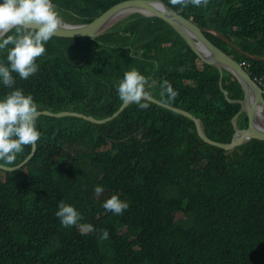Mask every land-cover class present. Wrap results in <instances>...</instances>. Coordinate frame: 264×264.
Returning a JSON list of instances; mask_svg holds the SVG:
<instances>
[{"label":"trees","instance_id":"trees-1","mask_svg":"<svg viewBox=\"0 0 264 264\" xmlns=\"http://www.w3.org/2000/svg\"><path fill=\"white\" fill-rule=\"evenodd\" d=\"M120 1L53 0L78 22ZM161 1L196 25L206 24L209 14L212 25L214 15L254 20L256 44L242 48L264 57V0H207L202 7L190 0ZM87 9L91 16L84 18ZM55 40L36 58V73L27 79L12 73V88L31 93L39 110L109 117L122 101L115 85L135 67L153 82V92L174 74L177 92L170 103L201 118L210 138L229 141L239 105L224 100L217 71L161 19L131 14L96 39ZM7 48L0 50L5 63ZM244 59L252 76H264V62ZM222 85H230L231 98L241 97L230 75ZM12 88L0 85V97ZM160 109L135 103L98 125L36 117L41 135L32 157L16 170H0V264H264V141L224 152L202 143L190 120ZM127 141L130 151L123 149ZM30 150L25 145L15 161L0 163L17 165ZM96 185L103 186V198L93 196ZM113 193L128 207L101 216L103 201ZM61 200L98 230L94 238L95 230L79 239L73 226L60 223L55 212ZM104 229L107 239L101 238Z\"/></svg>","mask_w":264,"mask_h":264},{"label":"clouds","instance_id":"clouds-1","mask_svg":"<svg viewBox=\"0 0 264 264\" xmlns=\"http://www.w3.org/2000/svg\"><path fill=\"white\" fill-rule=\"evenodd\" d=\"M190 2L197 7H202L206 5L207 0H190ZM155 6L159 7V4L157 3ZM169 7L172 8L171 6ZM172 9L175 10L177 13H179L176 9L174 8ZM106 10L102 11L100 14H98L93 19L87 22H78V20L75 19L74 21H71L67 11L65 10V7L63 5H56L53 2V0H0V50L6 49L9 44L13 45L11 48H7L6 56L4 57V60L7 61V63H5L4 61H0V85H3L7 88H12V85L15 83V77L13 76L12 73L18 74L20 79H27L29 75L36 73L39 67L38 63L36 62V58L42 56V54L45 53V44L47 45L50 42V40L52 39L55 40L57 38L63 37L60 35H55V33L58 30H61V27L85 26L93 22ZM132 14H140V13H132ZM179 14L182 15L181 13ZM130 15H125L115 20L103 32L96 34L92 38L90 37H79V38L96 39L102 33L106 32L107 29L113 27L115 24L126 19ZM90 16L91 13L89 12V9H87L86 13L84 14V18H88ZM146 16H150V15H146ZM214 17H215V22L213 25H212L213 15L211 14L206 15L207 18L206 24L203 25L195 24V25L198 26L199 28L204 29L202 30V32L206 40L211 42L214 46H216L221 51L225 52L228 56H230L232 59H234L236 62H238V64L249 74L251 79L256 84H258L264 91V76H256V75L252 76L249 71V62L244 58L249 60L262 61V62H264V60L247 57L244 54H248L250 56H256L260 58H264V57L250 54L246 52L247 50L242 48V46H245L247 43L256 44L260 30L256 29V34L253 35L251 31V27L255 24V21L252 20L248 23L242 17L240 19L236 16H232L229 14L214 15ZM64 19L68 20L69 22L65 21ZM256 25H260V20L256 19ZM55 42L57 41L55 40ZM238 56H241L243 58L238 59ZM196 58L203 65L211 67L217 71L219 76L218 87L223 95L224 100H226L230 104L236 103L239 105L240 108V101L242 100V91H241V97L231 98L229 95V93L232 94L230 85H226L225 87H223L222 85V80L224 76H226V74L230 75L234 80L235 78L228 71L223 70L220 79V74L215 67L206 65L197 56ZM173 78H174V74L171 75L169 80L163 77V82L161 81L158 83V84L161 83L160 87L159 88L157 87V90L153 92L152 91L153 82L149 81L148 77L142 74L137 68L132 67L126 70L123 73L122 78L115 85L117 94L119 98L122 100L119 107L121 106L122 103H127L122 109L124 110L128 105L134 107V104L138 103L139 107L141 108H144L149 105H155L161 108L160 110H158L159 112H163L164 109L173 111L172 108H178L190 113L192 116L200 120L202 124L203 132L205 133L207 138L221 144L229 143L233 135V127L231 124V120L234 117V115L238 113L239 108L237 112L233 114V116L230 119L232 132L229 141L222 142L212 139L206 134L201 118L197 117L196 115L185 109H182L180 107H175L170 103V100H173L177 92V86L173 83ZM238 90L241 89L237 88V91ZM223 91H226V93H223ZM141 101H144L145 104ZM37 111H46V110H41V109L39 110L38 105L34 101L32 94L31 93L24 94L23 89L12 88L10 92L0 97V161L4 163H11L15 161L16 155L23 151V146L25 145H31V147L32 145H35V147L37 146L36 141L41 135L36 126V117L40 116V115L37 116ZM69 112H73V111H69ZM179 115L187 118L193 123V121L190 118L182 114ZM44 116H49V115H44ZM241 117L246 119L243 112L238 114L235 120L238 129H244L247 125V119L245 126L240 125ZM211 120L215 124L220 125V121L217 118H215L213 114H211ZM194 130L196 133L195 126H194ZM196 136L198 137L197 133ZM117 140H122V139L118 138ZM201 142L204 143L202 140ZM206 145L217 149H221L224 152H229L231 149L238 147L235 146L229 149H223L209 144ZM131 147L132 146H129L127 141L126 146L123 149H125L126 151H130ZM108 148H109V144H106L104 146V149L107 150ZM22 162L23 160L20 163ZM0 164L4 165L2 163ZM4 166H8V165H4ZM14 166H8V167H14ZM103 190L104 189L102 185L94 186L95 193H93V196L98 198H103L102 195H100V193ZM127 207H128V202L126 200L121 199L119 193H113L103 201L101 216L109 215L110 211L114 215L121 214L122 211L125 210ZM55 216L59 219L60 223L63 226L65 227L73 226L71 233H74L76 236H78L79 239L90 238V232H93L95 230L94 226L90 222L87 221V223H84L83 215L73 204L65 203L63 200H61L58 203ZM96 232H98L97 229L94 231L91 237L94 238V234ZM108 235L109 233L107 229L102 230L101 238L107 239ZM88 243H90V239L88 240Z\"/></svg>","mask_w":264,"mask_h":264},{"label":"water","instance_id":"water-1","mask_svg":"<svg viewBox=\"0 0 264 264\" xmlns=\"http://www.w3.org/2000/svg\"><path fill=\"white\" fill-rule=\"evenodd\" d=\"M157 3L159 4V7L155 6ZM132 13L150 15L161 19L181 37L188 48L203 63L213 66L218 70L220 79L222 76V71L226 70L237 81L242 91V100L240 101L238 113L234 115L231 120L233 135L230 142L227 144H221L210 140L203 132L202 124L198 118L192 116L190 113L184 110L172 108L173 111L182 114L193 121L196 133L204 143L223 149H229L245 144L250 140L264 141L263 89L251 79L249 74L238 64V62L214 46L211 42L206 40L202 32L204 29L199 28L190 20L184 18L161 0H124L108 8L90 24L79 27H61V30H58L55 35H60L63 37L71 36L92 38L96 34L103 32L115 20ZM244 55L254 59L264 60V58L250 56L248 54ZM223 93H226V91H223ZM126 104L127 103H122L117 111L114 112L110 117L100 119L94 118L91 115H84L69 111H61L56 113L49 111H37V116L42 114L49 115L51 117L71 116L81 118L92 124L98 125L105 123L115 117ZM241 112L244 113L247 119V125L244 129H238L235 122L237 115ZM35 149V145H32L30 154L23 160L22 163L14 167H8L0 164V170L11 171L17 169L30 159Z\"/></svg>","mask_w":264,"mask_h":264},{"label":"rangeland","instance_id":"rangeland-1","mask_svg":"<svg viewBox=\"0 0 264 264\" xmlns=\"http://www.w3.org/2000/svg\"><path fill=\"white\" fill-rule=\"evenodd\" d=\"M196 67H197V69H199V70H203V66H202V64H200V63H196Z\"/></svg>","mask_w":264,"mask_h":264},{"label":"bare ground","instance_id":"bare-ground-1","mask_svg":"<svg viewBox=\"0 0 264 264\" xmlns=\"http://www.w3.org/2000/svg\"><path fill=\"white\" fill-rule=\"evenodd\" d=\"M62 38H79V37L66 36V37H62Z\"/></svg>","mask_w":264,"mask_h":264}]
</instances>
